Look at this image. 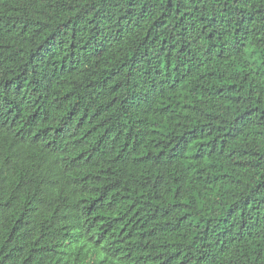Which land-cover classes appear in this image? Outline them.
<instances>
[{
	"label": "trees",
	"instance_id": "trees-1",
	"mask_svg": "<svg viewBox=\"0 0 264 264\" xmlns=\"http://www.w3.org/2000/svg\"><path fill=\"white\" fill-rule=\"evenodd\" d=\"M0 264H264V0H0Z\"/></svg>",
	"mask_w": 264,
	"mask_h": 264
}]
</instances>
